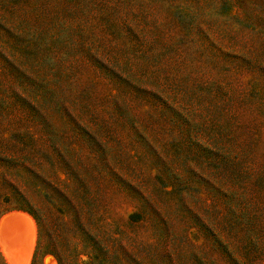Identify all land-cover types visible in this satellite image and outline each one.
<instances>
[{
    "label": "rangeland",
    "instance_id": "obj_1",
    "mask_svg": "<svg viewBox=\"0 0 264 264\" xmlns=\"http://www.w3.org/2000/svg\"><path fill=\"white\" fill-rule=\"evenodd\" d=\"M57 259L264 264V0H0V264Z\"/></svg>",
    "mask_w": 264,
    "mask_h": 264
},
{
    "label": "trees",
    "instance_id": "obj_2",
    "mask_svg": "<svg viewBox=\"0 0 264 264\" xmlns=\"http://www.w3.org/2000/svg\"><path fill=\"white\" fill-rule=\"evenodd\" d=\"M27 211H28V210H27ZM29 213H30V212H29ZM34 217H35V216H33V218H34ZM34 219H35V218H34ZM54 257H55V256H54ZM57 263H58V264H62V263L60 262V260H58V259H57Z\"/></svg>",
    "mask_w": 264,
    "mask_h": 264
}]
</instances>
